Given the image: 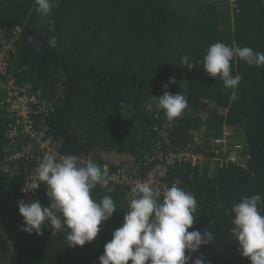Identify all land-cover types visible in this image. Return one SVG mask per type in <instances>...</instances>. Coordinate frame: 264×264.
<instances>
[{"label": "trees", "instance_id": "16d2710c", "mask_svg": "<svg viewBox=\"0 0 264 264\" xmlns=\"http://www.w3.org/2000/svg\"><path fill=\"white\" fill-rule=\"evenodd\" d=\"M237 4L234 11L227 0H53L49 16H43L35 0H0V30L11 41L7 74L52 108L35 124L64 156L75 155L81 163L92 159L108 177L122 169L145 175L151 168L147 158L158 145L182 151L204 135L196 150L210 156L216 137L224 130L235 132L244 148L240 163L180 164L169 174L196 197L188 231L214 234L213 244L193 254H203L207 264H251L230 234L231 208L241 198L264 197V66L238 58L231 62L233 74L243 76L235 100L231 89L224 90L219 78L203 70L204 56L216 42L264 52V0ZM49 19L55 21L54 32ZM51 36L57 37L56 48L48 44ZM185 55L192 70L182 64ZM171 77L175 84L169 83ZM165 91L188 97L182 118L169 122L157 109L152 97ZM5 97L0 94V231H13L9 243H0V264H99L135 198L131 189L115 182L96 186L93 198L110 196L116 212L83 248L68 247L67 230L52 237L50 227L39 236H14L23 218L13 200L40 155L36 141L8 139L15 118ZM24 150L34 158L8 159ZM35 199L48 204L45 185Z\"/></svg>", "mask_w": 264, "mask_h": 264}, {"label": "clouds", "instance_id": "9594fccd", "mask_svg": "<svg viewBox=\"0 0 264 264\" xmlns=\"http://www.w3.org/2000/svg\"><path fill=\"white\" fill-rule=\"evenodd\" d=\"M36 11L49 16L53 0H35ZM49 31H55V21L49 19ZM33 37H28L32 43ZM48 44L57 47V37L51 36ZM239 59L249 66H264V52L250 47L229 46L222 42L212 44L203 59V70L212 78H219L224 90H232L231 99H237L236 89L243 79L242 74H233L231 62ZM182 64L192 70L190 57H182ZM169 83L175 84V77ZM168 84L164 85L167 89ZM158 110H163L169 122L183 117L188 107V97L182 93L165 91L160 98L152 97ZM36 178L23 189L35 192L41 184L46 186L48 204L42 206L39 199L18 201V210L23 218L22 231L37 236L44 227L52 229L51 236L67 230L68 247L83 248L96 240L104 223L110 220L116 205L110 196L97 201L92 191L98 184L109 179L102 168L92 159L83 163L75 155L57 159L45 156L35 170ZM134 197L124 215L121 227L112 233V239L104 246L99 264H207L202 246L213 244L214 234L198 230L188 231L194 225L197 211L196 197L174 183L163 192L146 182H137L132 187ZM264 197L255 194L241 198L231 208L233 216L229 229L239 245L243 257L251 264H264Z\"/></svg>", "mask_w": 264, "mask_h": 264}, {"label": "built area", "instance_id": "2783aa9c", "mask_svg": "<svg viewBox=\"0 0 264 264\" xmlns=\"http://www.w3.org/2000/svg\"><path fill=\"white\" fill-rule=\"evenodd\" d=\"M227 1L232 10L236 11L237 0ZM10 43V39L7 38L3 30H0V94L6 93L5 102L15 118V122L10 126L6 135L12 143L20 137L36 141L40 155L37 159L38 167L45 156L51 155L59 159L64 155L55 147L51 137L36 128V117L49 115L53 111L52 108L40 94L29 92L26 88L20 87L13 76L7 74L10 64ZM4 76L5 79H3ZM203 136H198L195 144L189 145L182 151L166 150L158 145L154 148L153 155H149L147 158L151 168L145 175L122 169L117 171L113 176L114 179H109L108 183L104 185L107 186L111 182H115L117 185H124L132 189L139 181L149 183L163 192L174 183L179 187V180H169L170 171L177 165L188 164L193 168H202L206 163L211 162L218 163L222 167L229 163L238 164L242 161L243 144L238 141L234 131L224 130L221 136L212 141L213 155L210 156L196 150V145L203 139ZM34 155L30 150H24L10 155L8 159L12 161L33 159ZM35 170L28 177L23 189H27L28 184L36 178ZM105 170L107 171L108 168L106 167ZM40 187L35 192H25L22 189L21 194L13 200L14 208L18 209V201L28 202L38 196Z\"/></svg>", "mask_w": 264, "mask_h": 264}, {"label": "rangeland", "instance_id": "374dc122", "mask_svg": "<svg viewBox=\"0 0 264 264\" xmlns=\"http://www.w3.org/2000/svg\"><path fill=\"white\" fill-rule=\"evenodd\" d=\"M0 217H3V216H0ZM23 226H24L23 223L19 224V226L16 228V231L13 232L14 236L17 237V235H19L22 232H24V231L21 230ZM9 230L10 229H6V227H5L3 231H0L1 232L0 235L2 237V238L0 237L1 238L0 239V243H4V241H5V243H9V240H10V237H11L12 231H13V230L12 231H9ZM12 238H13V241L16 240V239H14V237H12Z\"/></svg>", "mask_w": 264, "mask_h": 264}]
</instances>
